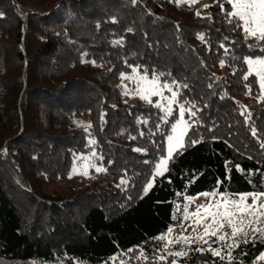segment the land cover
<instances>
[{
	"label": "trees",
	"instance_id": "obj_1",
	"mask_svg": "<svg viewBox=\"0 0 264 264\" xmlns=\"http://www.w3.org/2000/svg\"><path fill=\"white\" fill-rule=\"evenodd\" d=\"M207 5L0 0V264H113L129 248L137 250L128 264H137L141 246L154 261L161 247L155 237L174 222L185 195L212 192L218 181L220 192H264V102H257L255 76L243 79L244 58L264 56V43L246 40L216 0ZM133 67L186 85L181 100L199 109L188 146L146 195L170 124L156 132L159 110L123 94L120 73ZM92 137L103 157L95 163L107 171L92 168L90 181L72 191H45V183L68 174L74 154L91 152ZM196 247L179 264H221ZM263 251L259 240L241 244L235 264H252Z\"/></svg>",
	"mask_w": 264,
	"mask_h": 264
},
{
	"label": "snow or ice",
	"instance_id": "obj_2",
	"mask_svg": "<svg viewBox=\"0 0 264 264\" xmlns=\"http://www.w3.org/2000/svg\"><path fill=\"white\" fill-rule=\"evenodd\" d=\"M177 6L182 0H175ZM183 2L194 4L196 0H183ZM219 4L221 12L225 13L229 24H233L235 28L240 29L244 38L255 39L260 43H264V0H216ZM136 3V0H133ZM226 5L231 7V10H227ZM205 9L212 7V5H204ZM2 15V14H0ZM197 16H200V11L196 12ZM208 18H211V14ZM198 38L203 41L204 35L199 34ZM122 41H114L116 44H120ZM224 49L225 54L229 49L222 43L220 45ZM95 64V61H92ZM224 60L220 61L221 66L224 65ZM244 63L248 66L247 72L244 74L243 79L249 81L250 77H257V83L260 90V94L257 97V102H264V58L252 59L250 57L244 58ZM139 73L138 67L132 68V75L125 76L121 73V87L124 89L123 94L128 95L129 89L123 84L125 79L132 81L133 77ZM163 73H149L144 72L142 76H139V82H143L148 85L143 91L138 87L136 92L139 94L141 100L146 101L149 105L159 110L161 113L159 120L160 123L156 124V132H160L163 125L170 124V130L164 138V144L158 145V149L162 150L164 154H161L159 160L154 165V169L151 173V179L148 180L143 188V192L146 195L158 182L157 178L164 177L166 173L170 171V164L175 158L183 154L184 149L188 146L186 139L189 137V133L199 123L197 119V113L199 109L195 103L181 100V88L187 87L181 86L176 81L161 82ZM211 86V85H210ZM247 94L251 95L253 85L251 83L245 84ZM169 93L170 95H165ZM153 97L157 99L153 100ZM178 114V118H177ZM241 115L245 116V122L251 120V113L247 112L246 106H242ZM103 120V114L101 115ZM79 123V122H78ZM138 123L148 124V120L138 121ZM92 125L89 124L85 127L84 131L91 137ZM144 135L143 132L140 133ZM252 135L257 136V129L252 127ZM136 137H130L135 139ZM199 140H191L192 146L199 143ZM97 140L92 137L87 140V146L91 148V152L87 155L77 156L73 155V168L69 173V178L73 173L78 172L77 162L84 161L87 164L84 171L80 174L88 175L87 168H93L97 173L107 171L104 166H97L95 161L97 159L102 160V156H98L95 145ZM264 148V143L261 144ZM134 151H141V149H134ZM109 163H111L109 161ZM146 164L149 161H145ZM226 167H228L226 163ZM237 170L240 169L239 165L236 166ZM126 179H121L120 185H127ZM222 181L217 182V187L212 192H203L199 196L205 198L219 196L220 199L209 200L208 204L198 205L194 213H189V205L199 196H184V203L177 204L175 211L172 214V219L176 221L179 218L181 226L189 219V216H200L201 219L197 223L204 224V233L202 235H183V233L175 238H169L170 233L173 231V227L169 226L168 230L164 234H160L155 237L158 245L156 249V264H167V261L171 257V264H179V259L189 255V251L193 250V244H197L195 251H208L214 257H218L221 264H235L236 257L233 255L235 250L245 243H254L256 240L264 243V203L261 200L264 199V192L254 193H240L233 194L236 198H229L226 193L219 191ZM118 185V187L120 186ZM179 195V193H177ZM249 197L252 203H247ZM201 209H205V213L201 216ZM211 221L208 223L207 221ZM195 231V228H193ZM252 233L251 240H249V233ZM232 243H229V241ZM207 246L206 248L204 246ZM217 245V247H213ZM170 246H179V250L171 251ZM187 249V250H185ZM137 249L129 248L128 253L135 252ZM226 253V255H225ZM124 253L119 256H113V264L119 260V264H128V261L123 259ZM264 255V254H262ZM136 260L145 264L148 260V256L145 254L143 247H139V255L135 257Z\"/></svg>",
	"mask_w": 264,
	"mask_h": 264
},
{
	"label": "rangeland",
	"instance_id": "obj_3",
	"mask_svg": "<svg viewBox=\"0 0 264 264\" xmlns=\"http://www.w3.org/2000/svg\"><path fill=\"white\" fill-rule=\"evenodd\" d=\"M183 1V0H182ZM212 1V0H211ZM209 0H196V2L194 4H190V3H186L184 2V4H186L185 7H191V6H200L203 7L205 4H207L208 2H211ZM231 10V9H230ZM12 37L9 38V40H11ZM252 59H256V58H264V56H248ZM246 69L248 70V66L246 65ZM14 72V71H13ZM124 73L125 76H130L132 75V71L131 72H121ZM121 73H120V77L118 80V84L121 87L122 81H121ZM143 74H137L136 76L133 77L132 81H129L127 79H125L123 81V84L127 86V88L130 90L128 95H125L126 98H128L130 101H135L137 99H140L139 94L136 92V89L139 87L142 91L144 89H146L148 87L147 84L143 83V82H139V76H142ZM256 81H257V77ZM122 91H124V89L121 87ZM260 94V92H259ZM259 94L257 95V97L259 96ZM165 95H170L169 93H165ZM154 99H157V97H153ZM177 118H178V114H177ZM89 124V120H85L83 122L84 127H87V125ZM264 143V142H263ZM82 154H77V156H80ZM87 156V155H84ZM85 167H87L86 162L84 161H78L77 162V169L78 172L73 173L72 177L69 178V173L72 172V168H73V164L70 167V170L68 172V174L64 177V178H56L55 180H53L52 182L49 183H45L43 185V189L47 192H54V191H61V192H68V191H72V189L77 188V187H83L85 184H87L90 179L92 178V168H87L88 171V175L85 176L83 174H80L84 171ZM151 179V178H150ZM205 192H210V191H205ZM203 193V192H201ZM222 193H226L227 196L229 198H236L233 194H240V193H231V192H222ZM245 193H254V192H245ZM200 193L192 196V197H197L199 196ZM220 199L219 196L216 197H208L205 198L203 196H199V198L195 199L190 205H189V213H194L196 211V208L198 205L201 204H208L209 200H217ZM247 203L251 204L252 200L249 197ZM261 203H264V199L261 200ZM205 213V209H201V216H203ZM201 217L200 216H189V219L187 221H185L183 223V227L181 226V223L179 221V219H177L176 221H174L170 226L173 227V231L170 233L169 238H175L180 236L182 233L183 235H191L193 237H195L196 235H202L204 233V224L203 223H197L198 220H200ZM208 223H210L211 221H207ZM169 228V227H168ZM193 228H195V231H193ZM168 229H166V231H164L161 234H164L167 232ZM252 235V233H249V236ZM171 247V246H170ZM264 251L255 259V261L252 264H264ZM139 253H133V261L137 262V264H142L141 261L136 260V256H138ZM123 259L127 260L128 262L131 261V254L126 253L123 257ZM119 262V260H118ZM132 262V261H131ZM145 264H156V259H154V261H147V263Z\"/></svg>",
	"mask_w": 264,
	"mask_h": 264
}]
</instances>
